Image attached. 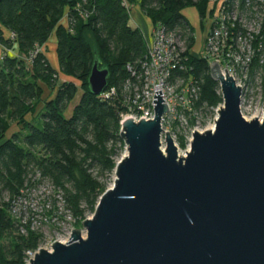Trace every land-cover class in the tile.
<instances>
[{"label":"trees","instance_id":"1","mask_svg":"<svg viewBox=\"0 0 264 264\" xmlns=\"http://www.w3.org/2000/svg\"><path fill=\"white\" fill-rule=\"evenodd\" d=\"M194 1L199 0H140V7L154 27L165 25L186 42L185 69L176 76H193L200 82L196 109L203 104L216 109L223 104L220 85L210 75L209 61L191 52L195 33L183 15ZM206 7V2L198 5L202 17ZM67 10L68 29L61 25ZM4 30L14 38H7ZM53 34L59 71L69 79L62 85L45 54L37 52ZM0 46V238L13 239L8 247L0 246V264H24L26 253L38 250L42 235L32 229L31 221L24 225L13 217L14 203L31 190L32 178L38 176L62 193L65 208L81 228L87 216L94 215L107 191L100 179L115 173L125 147L121 124L127 112V86L135 82L147 44L142 30L130 25L124 0H4ZM15 46L31 58L32 72L23 59L8 55ZM96 60L110 71L108 90L101 96L89 88ZM258 64L254 62L252 73ZM41 84L53 98L43 101L38 112L44 94ZM79 90L82 95L68 117ZM12 123L19 131L9 137Z\"/></svg>","mask_w":264,"mask_h":264},{"label":"water","instance_id":"2","mask_svg":"<svg viewBox=\"0 0 264 264\" xmlns=\"http://www.w3.org/2000/svg\"><path fill=\"white\" fill-rule=\"evenodd\" d=\"M209 68L223 96L214 130L196 132L182 157L162 128L170 110L156 92L154 120L121 125L127 152L83 222L86 237L75 230L31 264H264V120L245 119L242 88L219 63ZM109 79L96 60L92 94H104Z\"/></svg>","mask_w":264,"mask_h":264},{"label":"built area","instance_id":"3","mask_svg":"<svg viewBox=\"0 0 264 264\" xmlns=\"http://www.w3.org/2000/svg\"><path fill=\"white\" fill-rule=\"evenodd\" d=\"M199 2H206V18L209 21L205 46L200 57L207 59L210 64L219 63L223 74L225 75L227 70L237 83V78L249 75L255 61L264 63V0H199ZM129 4V0H124L125 8L131 13L135 7ZM189 32L192 34L191 29ZM11 37L14 38V34H11ZM144 39L147 52L139 63L140 71L134 74L135 82L127 86L128 96L125 100L127 112L122 115V124L127 119H133L135 122L154 120L153 101L156 92L162 91V98L170 110L162 118V128L165 133H168L165 129L166 119L170 116L181 118L185 123L187 120L194 121L197 125L207 123L206 125H212L211 130H214L220 108H210L207 104H203L198 114L196 108L201 98L200 82L193 76L186 78L176 76L177 72L185 69L183 64L188 49L183 48V45L186 46V42L175 31L169 30L162 24L157 27L152 26L149 35L144 33ZM237 85L244 89L242 82ZM220 92L222 95V91ZM243 101L244 96H242L241 111H243ZM190 115L195 116V120L191 119ZM257 118L260 122L264 120V110L257 114L255 119ZM196 132L204 133V131L200 132L198 127L193 129L189 134L190 145ZM165 133L162 135L163 150H165ZM173 137L175 138L174 135ZM48 186L50 191L47 192V198L54 199L59 206L65 207L62 193L54 190L50 184ZM16 206L14 204L12 207V215L17 220H21L20 215L17 216ZM21 234L26 235L24 228H21ZM52 246L53 244L50 246V251ZM40 250L28 251L24 264H31Z\"/></svg>","mask_w":264,"mask_h":264},{"label":"rangeland","instance_id":"4","mask_svg":"<svg viewBox=\"0 0 264 264\" xmlns=\"http://www.w3.org/2000/svg\"><path fill=\"white\" fill-rule=\"evenodd\" d=\"M129 3V5L135 7V9H132L131 13L128 12L130 15V25L133 28L141 29L143 33L149 35L153 25L141 10L140 0L136 2L129 1ZM199 4V1H194L193 7L187 8L183 11V15L187 18V20L193 27V31L196 36L194 48L191 50V52L196 56H200L201 52L204 49L205 37L207 36L209 29V21L208 18H206L207 10L205 13V17H202L198 9ZM68 16L69 11L67 10L61 21V25H63L67 29L69 28ZM4 32L7 38H11L10 32L6 30H4ZM192 36L194 37V34H192ZM184 47L185 49H188L183 45V48ZM37 52H42L43 54H45L52 67L58 73V85H62L65 82L69 81V79L63 76L59 71L60 69L57 59V40L55 34H53L49 42L45 46L40 48ZM2 53L3 50L0 46V58ZM8 55L20 57L21 59H23L26 64L27 70L29 72H32L33 66L31 58L22 56L17 50L16 46L13 50H10V53H8ZM237 79L238 84L242 82V84L244 85V101L242 111L243 117L249 121L253 120L256 118L258 113L264 110V63H259L253 73L251 69L248 76H240ZM75 83L80 88V84L78 82ZM41 86L43 87L44 94L42 96L43 99L40 107L38 108V112L43 107V101H47L53 98V94H51L46 86L43 84H41ZM220 91L218 93L220 96H222ZM81 95L82 92L81 90H79V94L77 95L76 100L70 105L68 111L66 112V115L68 117L71 116L72 111L76 104H78ZM222 107L223 105L219 106L220 109ZM198 114H200V111L198 112ZM190 117L191 119L195 120V116L190 115ZM31 119L32 117L28 116V120ZM200 123H202V121ZM206 124L202 123V125H197L196 123H194V121L190 122L188 120L185 123L181 118L176 119L175 116H170L166 119L165 129L168 133H173L175 138L173 137V135H171V137L176 147L178 148L179 154L183 156L186 155L191 148V145L189 143V134L191 133V131L196 127H198L200 132H206L207 130H211L213 128L212 125L208 126ZM18 131L19 127L15 123H12V128L9 131L8 136L10 137ZM126 152V148L121 147L120 155L117 159L118 162H120L125 157ZM32 180L34 183L32 182L33 186L31 187V190L26 191V195L23 198H19L14 204L17 205V216L20 215V219L23 220L22 223L26 225L31 221L32 229L42 235V239L38 249L50 251V246L56 242L67 243L71 237V234L75 230L81 231L83 237H86L84 228H81L76 224L75 218L72 216L71 212L67 210V208L59 206L56 200L47 198V192L50 191L48 186L49 183L46 181L41 182L38 176L32 178ZM100 180L107 186V190H110L114 186L115 173ZM4 198L6 202L9 201V196L7 194L4 195ZM55 207H57L58 209L55 210ZM92 217L93 215L89 214L86 220L91 219ZM12 240L13 239L7 237L0 238V246L8 247L12 244Z\"/></svg>","mask_w":264,"mask_h":264},{"label":"bare ground","instance_id":"5","mask_svg":"<svg viewBox=\"0 0 264 264\" xmlns=\"http://www.w3.org/2000/svg\"><path fill=\"white\" fill-rule=\"evenodd\" d=\"M162 147H163V144H162ZM182 156V155H181ZM186 155H183L182 157H185Z\"/></svg>","mask_w":264,"mask_h":264},{"label":"crops","instance_id":"6","mask_svg":"<svg viewBox=\"0 0 264 264\" xmlns=\"http://www.w3.org/2000/svg\"><path fill=\"white\" fill-rule=\"evenodd\" d=\"M142 15H143V14H142ZM8 53H10V51H9Z\"/></svg>","mask_w":264,"mask_h":264}]
</instances>
